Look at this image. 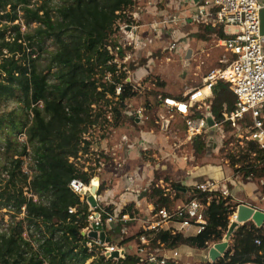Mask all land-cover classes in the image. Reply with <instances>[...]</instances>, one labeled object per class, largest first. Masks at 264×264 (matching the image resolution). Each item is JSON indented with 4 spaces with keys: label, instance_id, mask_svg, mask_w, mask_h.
<instances>
[{
    "label": "trees",
    "instance_id": "1",
    "mask_svg": "<svg viewBox=\"0 0 264 264\" xmlns=\"http://www.w3.org/2000/svg\"><path fill=\"white\" fill-rule=\"evenodd\" d=\"M135 1L61 0L52 5L51 0H0V104L17 101L25 113L23 117L14 108L0 114V127L7 125L8 129L6 159L0 164V209L13 218L22 216L0 231V264H87L90 259L89 264L140 263L136 254L115 263L90 251V238L83 232L88 205L70 187L75 178L88 184L93 177L72 161L92 148L84 134L99 125L119 126L130 101L138 95L135 82L127 81L126 65L120 63L132 46L116 52V44L111 45L119 23L132 22L129 12ZM20 18L27 30L16 22ZM217 35L227 36L221 27ZM47 40L52 41V50L44 46ZM235 100L228 83L214 85L210 110L216 121L234 109ZM15 131L26 140L15 142ZM205 146L201 135L194 140L196 153ZM248 151L254 154L253 161L238 170L247 177H264V148L249 142ZM232 161L236 166L240 160L233 157ZM257 161L262 163L260 167ZM172 188L181 194L190 190L179 183ZM152 195L156 197L155 211L174 204L175 198L159 186ZM193 197L207 204L205 230L192 236L167 229L146 231L154 235L155 243L205 249L223 239L235 212L230 198L197 189ZM71 207L77 211L70 213ZM127 211L132 208L123 210ZM143 232L120 243L131 242ZM233 239L222 257L201 264H264V223L260 227L241 224Z\"/></svg>",
    "mask_w": 264,
    "mask_h": 264
},
{
    "label": "built area",
    "instance_id": "2",
    "mask_svg": "<svg viewBox=\"0 0 264 264\" xmlns=\"http://www.w3.org/2000/svg\"><path fill=\"white\" fill-rule=\"evenodd\" d=\"M263 7L262 0H200L196 5L192 20L204 27H209L210 31L215 34L221 27L227 36L220 38L218 43L230 55V58H227L226 55L221 58L220 62L227 63L226 67L211 71L204 78L202 86L189 90L183 97L160 98L162 106L186 118L189 139H195L209 129L220 130L224 124H228L238 129L237 135L243 137L241 132H244L248 142H255L260 148H264V35L260 30V11ZM129 17L132 22L119 23V29L114 36V38H118L119 34L122 35V39L118 40V44L115 46L116 52L128 46H132L134 52H139L145 47V40L137 32L140 27V24L137 23L140 18L139 13L131 11ZM180 21L176 15H169L150 24L154 36H168L171 40L168 49L177 53L185 47V44L181 46L176 28H173ZM148 41L152 42L153 39ZM127 81L135 82L131 76L127 78ZM218 81L228 83L236 98L234 109L225 112L224 119L219 122L215 120L210 110L213 87ZM205 88L208 89V92L205 91ZM120 91L121 87H118L117 93ZM204 109L209 113L205 114ZM198 111L202 115L195 117ZM124 113L128 118L136 119V121L147 118L145 108L131 109L130 104ZM209 114H211L213 124L207 122ZM109 118L111 120V114ZM123 139L129 141L128 137H123ZM82 154L80 153L77 158H72V161L79 165ZM95 166V172L102 171L105 162L100 160ZM84 171H89L88 166L84 168ZM131 179L132 177L129 180ZM92 181L93 178L87 184L83 180L75 178L71 180L70 187L80 196L81 201L88 205L89 212L84 234L89 236L91 232H98L97 238L89 236L90 241L87 245L90 251L93 250L99 255H104L115 263L130 254L140 257L139 264L179 263L180 252L178 250L174 248L169 250L172 247L159 241L155 243L154 235L149 236L146 231L167 229L172 234L182 232L186 236H192L203 232L206 228L208 222L207 204L198 197H193L175 207L156 210L153 212V220L144 225V232L134 243L121 244L122 239H119V236L127 234L128 223L135 217L117 209L110 210V207L102 202V194L99 193L101 185L98 184L96 192H92ZM219 184L217 180L210 179L197 184L195 188L200 193L219 192V195L225 198L229 197L228 189L222 188ZM210 199L211 197H209ZM76 211L77 207L69 209L70 213ZM233 214L235 219L236 213ZM101 232H104L108 241L100 239ZM257 243L260 241L257 240ZM114 252H117L118 256L112 257ZM92 260L90 259L87 264Z\"/></svg>",
    "mask_w": 264,
    "mask_h": 264
},
{
    "label": "rangeland",
    "instance_id": "3",
    "mask_svg": "<svg viewBox=\"0 0 264 264\" xmlns=\"http://www.w3.org/2000/svg\"><path fill=\"white\" fill-rule=\"evenodd\" d=\"M60 2L61 0H51L52 5ZM16 22L21 24L22 30H27L29 28L25 24V20L23 18H20ZM35 25V23H32L31 26ZM176 32L179 42L181 44H185L182 43L183 37L180 35V31ZM196 35H198L197 41L199 40V44L195 42L193 43L195 45L188 46L189 49H192V53L189 57H187V52L189 49H187V51L184 50L178 53L170 51L168 46L171 40L168 36H165V38L162 39L158 49L153 48V54L150 57H147V52H143L144 54H136L134 50H127L126 55L129 58L127 60L124 59V63H120L126 65L125 69H128L129 76L133 75V72L138 71L139 67L149 72L145 77L141 76V79H139L140 81L138 83H135L138 87V95L134 97L129 103L131 109L139 106L146 107L147 113L149 115L148 119H146L144 122L136 123L135 120L129 119L125 115L124 119L117 127L112 126V124H105L103 126L99 125L91 128L84 134V136L92 142L93 149L90 148L89 154L81 155L79 166H83V169L88 166L89 174L94 175V177L97 176L99 178H104L105 175L114 172V168L117 166L115 161L116 159H114L113 156L108 153L107 149L96 147L95 144L108 141V147L112 151H119L118 144L123 133H127L129 135L130 141H132L131 139H133L135 135L141 134L142 129H146L147 127L151 126L158 134H161L164 137V141H167L169 146L164 148L162 152L156 150L155 152L152 151L148 154L140 150L141 159L139 160L150 161L153 166L157 165L156 169L154 170L155 179L152 183L151 190L153 191V189L158 186L165 189L169 194L172 195V199L175 198L172 207L182 204L193 194L194 187L192 185H186V183H184L185 180H183L185 173L189 172L190 170L196 171L197 169H200L203 171L204 176L216 177L218 175L217 178H221L224 174V171H227L229 174H231V177L238 176L245 182H254L256 187L259 188L262 193H264V177H256L254 175L247 177L244 171L238 170V168L240 169L244 164L253 161L254 155L252 152L248 151L249 142L245 138L244 132H241L243 135V137H241L237 135L238 129L233 126H229L228 124H224L220 130H208L202 138V140L206 143L205 149L200 153H196L194 148V140H188L187 126L184 118H182V116L179 114L169 111L164 106H161L160 98H164L166 96H181L185 91H188L187 88L193 89L203 85L204 78L211 71L226 67L227 63H221L220 59L225 55L227 58H230V55L222 46L219 45L218 42L220 37L217 34L211 32L208 27H204L200 24H198V32ZM118 36V38L115 37L111 40V45L118 44V40L122 39L121 34ZM44 46L48 47L49 50L54 48L51 40L45 41ZM43 61L46 62V60ZM20 106L21 105L17 101H11L8 105L6 103H2L0 104V114L13 110L14 108H18L19 115L25 117V113L22 112ZM203 111L207 113L205 109ZM164 121L166 122L164 123ZM133 126L135 128V133L131 131ZM7 130V125L0 127V164L6 159L5 140L7 136ZM12 138L17 143L24 142L26 140V136L21 133H17V131L12 134ZM172 145L173 147H178L176 149L177 155L172 156L174 157L172 159L173 162L162 159L165 152L172 150ZM106 152L109 155H106ZM233 157L240 160L236 166L231 165L233 162ZM100 160H105L106 166L103 167L104 169L102 171L95 172V165H98ZM185 161H187L186 163H188V165H183ZM28 163L29 159H27V165ZM256 163L259 167L262 164L258 161ZM24 168L28 171L30 170L27 166ZM145 171L147 170L145 169ZM111 176L116 178V180L105 179L104 181H100L102 184L104 183V185H102L104 189L101 194H104L108 183L110 187L117 183V179L119 178L118 175L112 174ZM175 183H179L182 186L190 188L189 192L191 195L189 193H178L172 188V185ZM199 183H203V181H200ZM126 185L127 184L124 183L123 185H118L117 187L120 188L121 186ZM152 191L148 194L147 199L149 201L152 200L155 202L156 197H153ZM119 196L120 194H118L116 200H118ZM107 198L108 195L103 198V201L107 200ZM231 203L235 206V211L237 212V204L233 203L232 201ZM153 215L154 213L145 215L144 213L137 212V216L141 220H137L135 222L133 221V223L129 224V226H127V234L123 236L120 235L119 239L123 240L130 236H135L137 233L144 230V225H147L153 220ZM233 215L230 217V222L233 221L231 220ZM21 217L22 216L13 218L12 214L7 213L6 209H0V231L4 230L13 221L20 220ZM27 234L28 229H26L24 232V235ZM135 240L136 238L132 239L131 242L134 243ZM178 250L180 251L181 249L178 248ZM179 261L180 264L183 263V261Z\"/></svg>",
    "mask_w": 264,
    "mask_h": 264
},
{
    "label": "crops",
    "instance_id": "4",
    "mask_svg": "<svg viewBox=\"0 0 264 264\" xmlns=\"http://www.w3.org/2000/svg\"><path fill=\"white\" fill-rule=\"evenodd\" d=\"M262 1L264 2V0ZM199 2L200 0H136L132 12L139 13L140 18L138 20L139 22L137 23L140 24V27L138 28L137 32L145 40L146 43L143 49L135 53L144 54L143 52H147L146 54L147 57L152 56L153 48L158 49L160 47V43L162 42V39L165 37V35H163L162 37L154 36L152 29L150 27V24L155 20L163 18V16L165 17L169 15H176L181 20L180 23L175 24L173 26V28H176V31H180V35L183 37L182 43H185L184 49H181L180 51H184V50L187 51V49H189L188 46L195 45L193 44L195 42L199 44L198 43L199 40L197 41L198 35H196V33L198 32V24L192 20V16L195 12L196 5ZM149 39H153V41L149 42L148 41ZM128 58L129 57L127 56L126 60ZM133 73L131 77H133L134 81L138 83L140 81L139 79H141L140 77L141 76L145 77L149 72L139 67V70ZM187 90L189 91L191 90V88H187ZM188 91H185L181 96H169V97H174V98L183 97ZM139 107L146 109V107H143V106H139ZM199 112L200 111H198V113ZM208 113L209 112H207V114ZM146 116L147 118H143L140 121L135 120L136 123L144 122L146 119H148L149 115L147 113V109H146ZM182 118H184L185 123H186V118L184 116H182ZM211 130L214 131V129H209V131ZM131 131L135 133L134 126L132 127ZM205 133L206 131L201 134L202 138ZM123 137L129 138V135L127 133L122 134V138L120 139V142L118 144L119 151L117 150L112 151L108 147L109 146L108 141L104 143H101V142L97 143L96 147H99L101 149H107L108 153L112 155L114 159H116L115 161H116L117 166L114 168V172H112L111 174H107L108 177L107 175H105L104 178H99L96 175H95L96 177H94L93 175L92 178L98 179V184H100L102 188V190L100 189L101 190L99 192L100 194L103 192V189H104V187L102 186L104 185V183L102 184V182L100 181L101 180L104 181L105 179H115L116 180V178H113L111 176L112 174L118 175L119 177L117 179L116 184L118 185H123L124 183L127 184L126 186H121L119 188L117 187L118 185L116 184L110 187L108 183L107 185L109 186V188L107 186L104 194H102L101 196H102L103 204H107L108 207H110V210L117 209L122 213H128L131 216L135 217L134 220L128 223V226H129V224L133 223V221L135 222L137 220H141L138 218L137 212L144 213L145 215L152 214L153 212H155V204L152 200L149 201L147 199V196L152 191L151 186L155 179L154 170L156 169L157 165L153 166L150 161H140L139 160L141 159L140 150L144 151L147 154L152 151L155 152L156 150H159L160 152H162L164 148H166L169 145L167 141H164V137L161 134H158L156 130L152 128L151 126L147 127L146 129H142L141 134L135 135V137L133 138L134 140L131 139L132 141H130V139L129 141H124ZM187 137L189 141L195 140L197 138L196 137L195 139H192V140L189 139L188 127H187ZM177 148L178 147H173L172 145L171 146L172 150L165 152L163 154L162 159L173 162L172 159L174 157L172 156L177 155L176 153ZM110 151L112 154L110 153ZM105 154L109 155L107 154V152ZM186 162L187 161H185L183 165H188V163ZM105 166H106V162H105ZM145 169L147 171H145ZM203 174H204L203 171H201L200 169H197L196 171L190 170L189 172L185 173V176L183 178V180H185L184 183H186V185H192L194 187L193 188V191H194L196 189L195 186L199 184L200 181L204 182L205 180L207 181L210 179H213V180L216 179L218 180V182L220 183L219 185L222 188L224 187L228 189L229 194H230L229 196L230 202L232 201L233 203L237 204V208L240 204H245V205L253 207L254 209H258L264 212V193H262L260 189L256 187L254 182H249V181L245 182L241 180V178L238 176L231 177V174H229L227 171H224V174L222 175L221 178H217L218 175L216 177L215 176L213 177V176H204ZM130 177H132L131 180H129ZM186 193L190 194L187 188L182 192V194H186ZM118 194H120V196L118 197V200H116V197L118 196ZM107 195H108L107 200L103 201V198ZM190 198H188V200ZM125 208H132V211L123 212ZM231 220L234 221V216L231 218ZM247 222L254 223L253 220L251 219L248 220ZM241 224L243 223H240V225ZM235 231L232 233L229 240H227V247L225 248L226 250L231 245H233V242H234L233 236H234ZM138 237L136 238V240L138 239ZM222 241H224V237L219 242L210 243L209 246L205 249H199V248L191 247L188 245H179L177 247H174V249L176 250H178V248L181 249L180 251L179 250L178 251L180 252V258H181V259L179 258V260L183 261L182 264H201V263H206V262H213L211 257L212 258L215 257L214 259L215 261L216 259L224 255L223 249L217 246V244H219ZM169 250H173V248H170Z\"/></svg>",
    "mask_w": 264,
    "mask_h": 264
},
{
    "label": "water",
    "instance_id": "5",
    "mask_svg": "<svg viewBox=\"0 0 264 264\" xmlns=\"http://www.w3.org/2000/svg\"><path fill=\"white\" fill-rule=\"evenodd\" d=\"M260 30H261V34L264 35V7L262 8V10L260 11ZM192 53V50L189 49L187 52V57H189ZM209 124H213V120L211 117V114L208 115L207 118ZM166 121H164L165 123ZM92 192H96L97 190V186L95 184L92 185L91 187ZM253 220V222L255 223L256 226L260 227L262 226V224L264 223V212L258 209H254L251 206L245 205V204H240L237 208V212H236V217L234 219V221H232V223L230 224L226 235L224 236V241L220 242L219 244H217L218 247H221L223 249V253H225L226 251V247H227V240H229L230 236L232 235V233L236 230V228L239 227L240 223H245L248 220ZM89 236L97 238L98 237V232H91L89 234ZM100 239L104 240L106 239L108 241V238H105V234L104 232L100 233ZM118 256L117 252H114L112 254V257H116ZM211 259L214 262L215 257H211Z\"/></svg>",
    "mask_w": 264,
    "mask_h": 264
},
{
    "label": "bare ground",
    "instance_id": "6",
    "mask_svg": "<svg viewBox=\"0 0 264 264\" xmlns=\"http://www.w3.org/2000/svg\"><path fill=\"white\" fill-rule=\"evenodd\" d=\"M92 182H93V184L98 185V179L97 178L93 179Z\"/></svg>",
    "mask_w": 264,
    "mask_h": 264
}]
</instances>
